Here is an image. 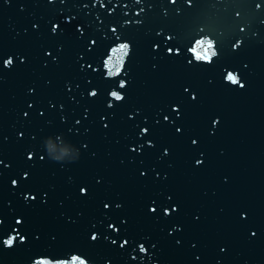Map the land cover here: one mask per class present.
<instances>
[{
    "label": "water",
    "instance_id": "obj_1",
    "mask_svg": "<svg viewBox=\"0 0 264 264\" xmlns=\"http://www.w3.org/2000/svg\"><path fill=\"white\" fill-rule=\"evenodd\" d=\"M0 264H264V0H0Z\"/></svg>",
    "mask_w": 264,
    "mask_h": 264
}]
</instances>
